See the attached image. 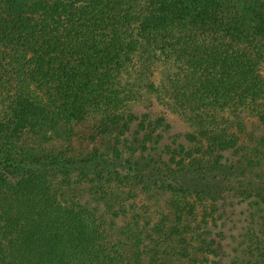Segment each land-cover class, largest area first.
Segmentation results:
<instances>
[{
	"label": "trees",
	"instance_id": "trees-1",
	"mask_svg": "<svg viewBox=\"0 0 264 264\" xmlns=\"http://www.w3.org/2000/svg\"><path fill=\"white\" fill-rule=\"evenodd\" d=\"M263 64L264 0H0V264H264V132L195 123L264 127ZM165 67L193 130L144 100ZM77 180L154 201L128 257Z\"/></svg>",
	"mask_w": 264,
	"mask_h": 264
},
{
	"label": "rangeland",
	"instance_id": "rangeland-1",
	"mask_svg": "<svg viewBox=\"0 0 264 264\" xmlns=\"http://www.w3.org/2000/svg\"><path fill=\"white\" fill-rule=\"evenodd\" d=\"M161 72H163L162 75ZM172 73V69L168 70L165 67L161 68L157 75V78L165 82L159 86L161 97L158 96L161 99L163 98L165 102H157V95H153L154 97L146 96L144 100L154 102L153 109L165 113L177 130H193L195 127L193 126L190 115H183L176 112V104L171 96L170 89L167 88L170 82L168 78H170ZM262 74L264 75V64L262 65ZM256 112L257 109L255 106L238 111L212 110L210 113L195 119V123L217 124L221 128H232L234 132L235 130H239L242 132V135H240L242 142L247 144L252 143L254 139H257L264 132V127L259 122ZM73 186L74 190L65 191L64 196L72 198L73 200L76 199L81 203H86L95 208L110 234L111 246L124 254L125 257H128L132 251V234L141 230L143 224L148 220L149 210H155L154 201L142 195L138 200L128 203L125 214L120 218H116L113 213L105 210L103 204L96 197L92 184L77 180ZM166 242V246H170V243L168 241ZM168 260L169 264H173L170 262L172 261L170 258Z\"/></svg>",
	"mask_w": 264,
	"mask_h": 264
}]
</instances>
